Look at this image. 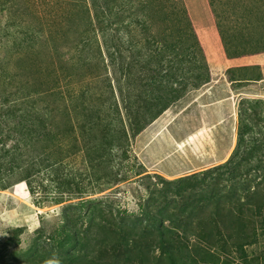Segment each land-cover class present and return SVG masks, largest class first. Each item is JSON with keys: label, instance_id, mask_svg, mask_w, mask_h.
Returning a JSON list of instances; mask_svg holds the SVG:
<instances>
[{"label": "trees", "instance_id": "1", "mask_svg": "<svg viewBox=\"0 0 264 264\" xmlns=\"http://www.w3.org/2000/svg\"><path fill=\"white\" fill-rule=\"evenodd\" d=\"M158 1L139 0L136 5L132 0H70L75 16L64 28V51L56 53L58 69L71 76L95 67L87 74L99 77L109 102L98 98L99 104H91L96 96L92 92L90 97L84 92L71 95L70 100H76L72 111L81 100L80 123L67 105L59 106L57 92L51 94L53 103L39 104L60 79L56 68L35 67L42 65L33 59L40 30H23L21 51L16 49L23 55L13 68L0 56V190L25 182L33 193L35 180L46 174L57 188L50 201L60 205L56 221L49 224L40 216L25 247H20L24 228L9 230L0 243V264H264V251L250 256L248 250L264 239V94L239 100L235 144L222 162L172 179L149 173L144 166L133 175L114 171L119 157L114 152L129 145L131 137L187 90L210 80L180 0H170L179 23L174 31L160 37L152 30L169 19L165 0ZM208 1L228 58L264 52V2L234 0L242 16L225 6L235 15L232 20V15L223 16L215 0ZM126 9L119 21L131 37L128 61L121 56V38H109L114 23L110 15ZM132 24L143 30L136 41ZM10 30L9 23L0 26V48L11 44L8 37L15 31ZM112 30L119 33L118 27ZM140 38L143 47L138 46ZM226 74L236 88L264 79L259 64L231 67ZM105 103L106 109L101 108ZM79 152L91 171L90 191L75 175L64 173L68 158ZM129 179L146 193L135 212L105 192Z\"/></svg>", "mask_w": 264, "mask_h": 264}, {"label": "rangeland", "instance_id": "2", "mask_svg": "<svg viewBox=\"0 0 264 264\" xmlns=\"http://www.w3.org/2000/svg\"><path fill=\"white\" fill-rule=\"evenodd\" d=\"M132 1L136 5L139 3V0ZM215 1L218 10L223 7L221 10L223 16L233 14L231 12L227 13L225 6L228 11L235 8L234 13L238 11V16H242V8L238 7L239 4L234 0H219L221 3L219 5L218 0ZM155 2L158 3L159 1L155 0ZM180 2L189 16L193 30L203 50L207 66L210 67V80L199 88L187 90L177 102L169 107V110L167 109L168 112H162L152 122L153 126L151 124L147 125L144 129L145 132L139 133V136L131 137L129 145L123 146L121 151L114 152L116 156L119 154L114 171L119 170L120 172H126L128 175H133L140 166H144L149 173H157L172 179L211 166L210 162L225 157L235 144L236 111L239 100L246 96H255L258 93L264 94V79L241 88H236L235 85L228 83L224 69L226 65H224V59L219 53L220 48L222 47L224 50V47L218 32L217 19L213 14L209 1L180 0ZM260 2H264V0H260ZM2 4L5 6L2 11L0 10V26L9 23L11 30L8 32L15 31L14 34L12 33L8 37L11 44L6 48L4 46L0 48V56H4L10 61L9 68H13L18 58L23 55L17 53L16 49L20 50L19 44L22 33L25 30L28 32L27 28L32 27V30H40L38 32L40 43L38 42V45H35L34 48L38 53L42 50L39 55L37 53L33 58L38 63L41 61L42 65L38 67L35 64V67L58 69L60 62L57 60L56 53L64 51L60 46L65 38L64 31L66 29L64 30V28L72 22L70 16H75L76 6L73 3L71 5L70 0H0V5ZM163 4L168 10L169 19L157 23L152 29L160 37H163V34H168V32H173L174 28L179 25L177 23L178 17L171 13L173 9L172 2L165 0ZM134 8V5H132L129 11ZM127 11L126 9L118 14L110 15L109 19L113 20L114 23L109 29L113 36H109V38L113 37V40L117 42L121 38L123 44L121 45V56L128 61L132 53L128 45V38L130 40L131 37L123 33L124 28L121 27L119 21V18H123L122 16ZM80 12L76 11V14ZM233 16L235 15H232V20ZM232 20H228L225 24L229 25ZM134 26L132 24L130 30L136 34L135 39H133L136 41L143 35V30L139 26ZM116 27L119 28V33L112 30ZM167 27L169 31L165 29ZM14 40H16V44L13 43ZM44 41L49 44L44 46ZM144 42L140 38L138 46L143 47ZM58 49L59 51H57ZM31 56L30 54L29 57ZM67 57L68 55L65 54L63 58ZM250 62L259 64L264 76V52L252 57ZM94 68L82 69L78 73L73 72L72 75L70 74L71 76H66L65 70L58 69L60 79L57 87L51 89L44 99L39 101V104H43L47 100L52 102L53 95L51 94L57 92L59 97L61 94V97H58L59 106L67 105L69 112H75V121L82 122V117L77 112L81 106V100H78L79 105L72 111L76 100H70L71 95L77 94L79 96L84 92L83 95L90 97L92 92L96 96L93 101L91 100V104H99L98 98L109 103L105 98L103 83L100 79V81L98 80L99 77L87 74L90 71L94 72ZM109 70L110 68L107 72ZM133 73L137 75L136 71ZM111 75H113V72ZM139 75L144 76L143 74ZM33 78L42 79V76L34 75ZM104 78L105 75L102 79L104 80ZM106 103L101 108L106 109ZM108 111L111 112V110ZM121 113L125 115V112ZM83 154V152H79L77 155L68 158L64 173L75 175L77 179L81 180L84 188L90 191L93 184L90 181L92 180L91 171L87 167V160ZM34 184L36 189L33 193L25 182H19L5 190H0V243L6 239L9 230L21 226L24 228V232L20 235V247H25L29 243L33 231L40 223V216H43L49 224L57 220L60 205L53 204L50 201L57 191L56 182L50 180L46 174H40ZM105 192L112 193L110 194L111 197L116 200L120 207L134 212L138 210L139 197L146 194L144 189L133 179L114 185ZM39 197L45 198L44 201L40 202ZM38 201L40 204L37 203ZM248 250L250 256L264 251V239L258 244L250 246ZM236 264L243 263L236 261Z\"/></svg>", "mask_w": 264, "mask_h": 264}, {"label": "crops", "instance_id": "3", "mask_svg": "<svg viewBox=\"0 0 264 264\" xmlns=\"http://www.w3.org/2000/svg\"><path fill=\"white\" fill-rule=\"evenodd\" d=\"M219 53H220V55L222 56V58L224 59V60H223L224 65H226V66H224L225 71H226L228 68H231V67H238V66H246V65H253V64H256V62H250V59H252V57H256L257 55H259V54H254V55H244V56H239V57L228 58V57L225 55V52H224V50H223L222 47L220 48ZM260 54H262V53H260ZM208 68H209V70H210V67H209V66H208ZM227 81H228V80H227ZM228 83L231 84L230 81H228ZM168 110H169V108H168ZM168 110H166L165 112H168ZM154 121H155V120H154ZM154 121H153V122H154ZM150 124L153 126V123H150ZM150 127H151V126H150ZM143 131L145 132L146 130H143ZM143 131H142V132H143ZM142 132H141V133H142ZM138 136H139V135H138ZM229 153H230V152H229ZM229 153H227V154L225 155V157H222V158H220V159H218V160H215V161L210 162L211 166H212V165H215V164H218V163L222 162L223 160H225V159L227 158V156L229 155Z\"/></svg>", "mask_w": 264, "mask_h": 264}, {"label": "clouds", "instance_id": "4", "mask_svg": "<svg viewBox=\"0 0 264 264\" xmlns=\"http://www.w3.org/2000/svg\"><path fill=\"white\" fill-rule=\"evenodd\" d=\"M45 264H48V262H45Z\"/></svg>", "mask_w": 264, "mask_h": 264}]
</instances>
